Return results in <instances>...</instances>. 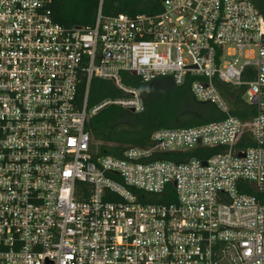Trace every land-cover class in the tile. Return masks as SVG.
<instances>
[{
    "label": "built area",
    "instance_id": "built-area-1",
    "mask_svg": "<svg viewBox=\"0 0 264 264\" xmlns=\"http://www.w3.org/2000/svg\"><path fill=\"white\" fill-rule=\"evenodd\" d=\"M53 0H0V264H264V15L256 0H162L149 14L65 26ZM170 77L226 113L163 128L147 147L97 156L79 108L83 77L106 101L144 110L124 82ZM219 83L246 87L256 115L231 114ZM253 141L255 145H248ZM222 147L207 159L168 152ZM173 187V189L170 188ZM133 188L172 202H142ZM254 189L258 195L247 191Z\"/></svg>",
    "mask_w": 264,
    "mask_h": 264
},
{
    "label": "trees",
    "instance_id": "trees-1",
    "mask_svg": "<svg viewBox=\"0 0 264 264\" xmlns=\"http://www.w3.org/2000/svg\"><path fill=\"white\" fill-rule=\"evenodd\" d=\"M101 0H53L54 19L62 25L90 27L95 24ZM260 12L264 15V0H256ZM162 0H104L103 13L118 15L126 13L153 14L160 11ZM124 82L137 88L144 102L142 112H133L119 104L110 103L95 114L91 111L106 101H115L123 96L122 91L111 80L94 77L87 91V79L83 77L79 85L77 104L86 105L90 114L88 130L94 142L97 156L113 155L122 157L131 146L147 147L152 142L153 134L163 128H188L223 120L226 113L214 104L198 100L187 85H177L170 77H159L145 82L131 73H123ZM222 95L231 106V114L247 121L256 115L254 106L243 99L246 87L235 88L228 83H219ZM248 145H255L253 141ZM223 150L222 147L196 148L187 152H168L161 154L159 160H171L182 163L197 157L207 159ZM173 189L172 186H170ZM142 202H172L173 197L162 196L146 199L147 193L133 188ZM249 194L258 193L254 189Z\"/></svg>",
    "mask_w": 264,
    "mask_h": 264
},
{
    "label": "water",
    "instance_id": "water-1",
    "mask_svg": "<svg viewBox=\"0 0 264 264\" xmlns=\"http://www.w3.org/2000/svg\"><path fill=\"white\" fill-rule=\"evenodd\" d=\"M131 111L135 112V110H134V109H131Z\"/></svg>",
    "mask_w": 264,
    "mask_h": 264
}]
</instances>
